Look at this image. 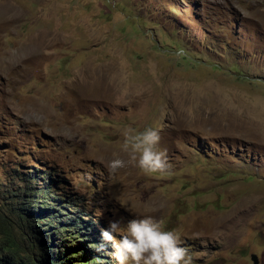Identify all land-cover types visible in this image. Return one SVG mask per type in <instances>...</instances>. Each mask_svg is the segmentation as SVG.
<instances>
[{"label":"rangeland","instance_id":"1","mask_svg":"<svg viewBox=\"0 0 264 264\" xmlns=\"http://www.w3.org/2000/svg\"><path fill=\"white\" fill-rule=\"evenodd\" d=\"M146 127L170 174L110 176L123 132ZM44 171L98 243L151 215L195 264H264V0H0V246L24 247Z\"/></svg>","mask_w":264,"mask_h":264},{"label":"clouds","instance_id":"2","mask_svg":"<svg viewBox=\"0 0 264 264\" xmlns=\"http://www.w3.org/2000/svg\"><path fill=\"white\" fill-rule=\"evenodd\" d=\"M161 129L146 127L143 130L128 128L123 132L121 150L127 159L113 154L107 164L110 176L129 166L138 168L145 175H168L172 165L166 148L160 147ZM90 173H77L73 188L87 194L86 207L95 217L102 218L104 211L94 208ZM101 243L96 246L98 252H104L111 246V255L117 264H195L193 255L185 246V241L176 230H166L151 215L135 217L125 225L121 220H109L101 231Z\"/></svg>","mask_w":264,"mask_h":264},{"label":"trees","instance_id":"3","mask_svg":"<svg viewBox=\"0 0 264 264\" xmlns=\"http://www.w3.org/2000/svg\"><path fill=\"white\" fill-rule=\"evenodd\" d=\"M40 174H35L42 181L36 182L39 214L21 222L23 248L0 246V264H116L106 251L96 250L95 226L78 210L77 199L56 188L61 182L52 173Z\"/></svg>","mask_w":264,"mask_h":264},{"label":"water","instance_id":"4","mask_svg":"<svg viewBox=\"0 0 264 264\" xmlns=\"http://www.w3.org/2000/svg\"><path fill=\"white\" fill-rule=\"evenodd\" d=\"M251 258H252L254 264H256L258 262V258L256 256V254L252 253Z\"/></svg>","mask_w":264,"mask_h":264},{"label":"bare ground","instance_id":"5","mask_svg":"<svg viewBox=\"0 0 264 264\" xmlns=\"http://www.w3.org/2000/svg\"><path fill=\"white\" fill-rule=\"evenodd\" d=\"M13 4V3H12ZM11 12L13 11V9H12V6H11ZM36 41L38 42V40L36 39ZM62 41V40H61ZM42 43V42H41ZM45 43V42H44ZM35 49V48H34ZM44 59H45V57H44ZM93 73V72H92ZM81 76H83V75H81ZM100 75H98V77H99ZM100 81V80H99ZM106 93V92H105ZM109 95V94H108ZM110 98V97H109ZM121 98V97H120ZM129 98V97H128ZM122 99H124V98H122ZM118 100H119V98H118ZM128 100V99H127ZM131 100V99H130ZM128 102L130 103V101L128 100Z\"/></svg>","mask_w":264,"mask_h":264}]
</instances>
